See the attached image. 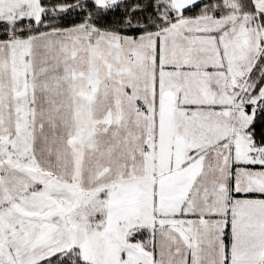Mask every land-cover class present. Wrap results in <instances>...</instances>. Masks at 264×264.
Instances as JSON below:
<instances>
[{
    "label": "snow or ice",
    "instance_id": "1",
    "mask_svg": "<svg viewBox=\"0 0 264 264\" xmlns=\"http://www.w3.org/2000/svg\"><path fill=\"white\" fill-rule=\"evenodd\" d=\"M0 264H264V0H0Z\"/></svg>",
    "mask_w": 264,
    "mask_h": 264
}]
</instances>
